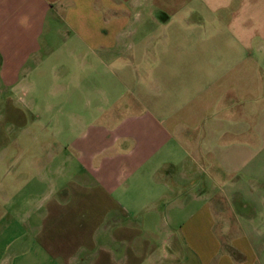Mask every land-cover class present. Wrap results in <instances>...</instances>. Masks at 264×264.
<instances>
[{
	"label": "crops",
	"instance_id": "obj_1",
	"mask_svg": "<svg viewBox=\"0 0 264 264\" xmlns=\"http://www.w3.org/2000/svg\"><path fill=\"white\" fill-rule=\"evenodd\" d=\"M254 101L264 0H0V264H264Z\"/></svg>",
	"mask_w": 264,
	"mask_h": 264
},
{
	"label": "rangeland",
	"instance_id": "obj_2",
	"mask_svg": "<svg viewBox=\"0 0 264 264\" xmlns=\"http://www.w3.org/2000/svg\"><path fill=\"white\" fill-rule=\"evenodd\" d=\"M191 10H193V9H191ZM191 16L192 15H190V18H191ZM252 108H254V110H257L258 112H262L261 114H264V101L262 103H259V102L258 103H255V101H254V103L252 104ZM254 113H255V111H254ZM255 114H259V113H255ZM254 121H255V123H254ZM254 121H253V125L258 128L259 127L258 124L259 125H260V123H261V125L264 124V116H261V118L259 116H258V118L255 117L254 118ZM254 131L257 134V136H255L254 143H258L259 146L260 145H264V128H263L262 136L260 135V132H259V135H258V131L257 130L254 129ZM49 139L50 138L46 139V141H48ZM19 142L20 143H23V142H25V143H37L36 141L32 142L29 139L27 141L22 140V141H19ZM44 142H45V139H44ZM39 143L40 144L43 143L42 139H41V141ZM46 154H47V152L37 151V148H36L33 151H27V152L13 151L12 152V155L7 154L6 157H5V159H7L8 161L9 160H15L16 161L15 164L17 165V168H15L14 171H15V174L17 176H20V174H21L22 171H24V172L26 171V172L29 173V176H28L29 179H31V178L34 177V174H36V172H33L32 169H30V168L24 169L25 167H23V169H21V165H23V164L20 163V160L23 161V162L26 161V167H27V163H30L31 160L34 159V157L41 156L40 158H45L44 155L46 156ZM7 170L8 169L6 168V165H4V164L2 165V167H0V183L3 184V186H5V182H6L5 174H6V171ZM10 177L11 176L9 175L7 178L10 179ZM18 190L14 191V193L15 192H18ZM29 204H30V207L31 206H35L36 205V201H32L30 199L29 200ZM10 205H11V202L10 201H9V203L6 204L5 203V200H1L0 199V213L2 211H5V209L10 208ZM1 218L2 217H0V223H3L4 220L1 219ZM16 219L18 220V225L20 226L21 217H17ZM29 219H30L29 220L30 225L32 223H34L33 226H36V223H38V217H36V216L35 217L29 216ZM17 233L18 232H14V235L17 234ZM66 235H67V233L66 234H63V236H66ZM37 236H38L39 239H42V240L45 239L46 241H53L55 239V236L56 235L54 233H52V232H43V233L40 232V233H38V232H32V231H30L29 232V241H32V239L33 240H36L37 239ZM49 250L51 251V248H49Z\"/></svg>",
	"mask_w": 264,
	"mask_h": 264
}]
</instances>
